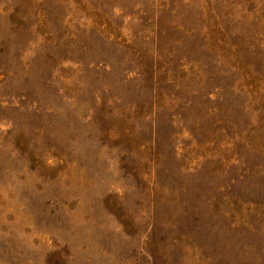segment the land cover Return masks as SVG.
<instances>
[{"label": "rangeland", "instance_id": "rangeland-1", "mask_svg": "<svg viewBox=\"0 0 264 264\" xmlns=\"http://www.w3.org/2000/svg\"><path fill=\"white\" fill-rule=\"evenodd\" d=\"M0 264H264V0H0Z\"/></svg>", "mask_w": 264, "mask_h": 264}]
</instances>
